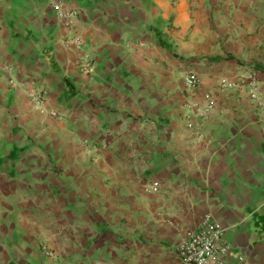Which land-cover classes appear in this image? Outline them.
I'll use <instances>...</instances> for the list:
<instances>
[{
  "label": "crops",
  "instance_id": "0c3cea01",
  "mask_svg": "<svg viewBox=\"0 0 264 264\" xmlns=\"http://www.w3.org/2000/svg\"><path fill=\"white\" fill-rule=\"evenodd\" d=\"M249 73L264 0H0V264H181L205 215L264 264V99L219 88Z\"/></svg>",
  "mask_w": 264,
  "mask_h": 264
},
{
  "label": "built area",
  "instance_id": "2783aa9c",
  "mask_svg": "<svg viewBox=\"0 0 264 264\" xmlns=\"http://www.w3.org/2000/svg\"><path fill=\"white\" fill-rule=\"evenodd\" d=\"M52 9L57 20L68 27L72 25L74 19L78 15L76 10L66 11L61 3H54ZM80 43L81 39L78 36H72L70 38V45L78 46ZM80 70L86 74L92 71L91 62L87 57L82 59ZM197 82V78L194 74H189L185 78V86L189 89L195 88ZM237 86L242 87L246 91L250 100L257 104H261L262 99H264V86L260 85L253 73L241 77L238 85L222 81L219 88L221 90H230ZM30 97L34 107H37L40 102L39 98L36 94H30ZM211 108L212 105L209 103L204 111L200 113V116L205 117ZM51 115L55 116L56 113L52 112ZM191 125V123L188 124V126ZM158 190L159 186L156 182L150 183L144 188L146 193H156ZM224 237L225 230L214 222L210 216L205 215L202 218L199 230L187 229L178 241L176 252L181 264H226L230 246L226 243ZM42 252L48 259H52L54 256V253L46 246H42ZM243 262V257L237 258V263L242 264Z\"/></svg>",
  "mask_w": 264,
  "mask_h": 264
}]
</instances>
